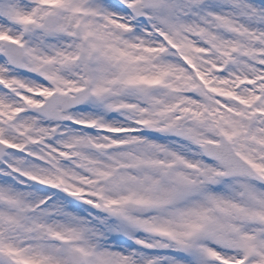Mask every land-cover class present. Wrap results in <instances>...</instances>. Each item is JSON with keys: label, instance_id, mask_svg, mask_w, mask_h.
Here are the masks:
<instances>
[{"label": "snow or ice", "instance_id": "6c2138e0", "mask_svg": "<svg viewBox=\"0 0 264 264\" xmlns=\"http://www.w3.org/2000/svg\"><path fill=\"white\" fill-rule=\"evenodd\" d=\"M0 264H264V0H0Z\"/></svg>", "mask_w": 264, "mask_h": 264}]
</instances>
